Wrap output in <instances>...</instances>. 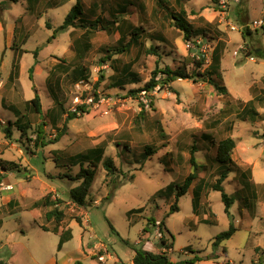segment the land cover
I'll return each instance as SVG.
<instances>
[{
    "label": "rangeland",
    "instance_id": "1",
    "mask_svg": "<svg viewBox=\"0 0 264 264\" xmlns=\"http://www.w3.org/2000/svg\"><path fill=\"white\" fill-rule=\"evenodd\" d=\"M81 2L86 16L99 23L54 34L75 0L53 9L48 0L36 6L0 0V261L100 264L96 254L106 249L119 260L115 264H126L134 249L148 243L152 253L164 252L175 263L196 258L195 264H264V0H129L122 30L125 36L130 34L126 26L140 30L137 41L120 54L112 53L120 47L119 29L112 24L116 1L95 11L92 5L100 0ZM180 10L205 35L185 42L169 19ZM161 35L165 41L157 39ZM213 55L220 58L218 67ZM199 56L205 62L196 71L191 63ZM83 66L86 81L79 83L72 72ZM156 66L184 68L193 77L145 92ZM125 68L136 80L115 83ZM208 70L215 71L212 79L222 90L208 83ZM35 96L41 115L23 103ZM80 96L93 101L65 123ZM20 116L19 124L28 126L25 133L15 123ZM39 127L43 147L35 143ZM227 137L236 142L231 159L239 165L222 184L233 199L230 216L220 193L211 189L219 173L215 146ZM100 145L103 159L110 158L116 171L107 176L100 162L86 207L79 208L68 198L79 184L74 179L79 166L70 157ZM192 146L202 168L178 199V211L169 213L174 196L156 194L170 183L181 185L191 172ZM146 148L156 153L143 160ZM6 184L12 190L3 193ZM196 184L201 191L193 205ZM46 196L63 213L59 225L45 221L43 211L49 208L32 207ZM6 197L15 199L7 205ZM41 225L50 231L57 226L58 233L69 230L71 238L58 250L59 236ZM230 225L234 234L213 247ZM161 238L171 249L161 247Z\"/></svg>",
    "mask_w": 264,
    "mask_h": 264
},
{
    "label": "trees",
    "instance_id": "2",
    "mask_svg": "<svg viewBox=\"0 0 264 264\" xmlns=\"http://www.w3.org/2000/svg\"><path fill=\"white\" fill-rule=\"evenodd\" d=\"M4 1L9 2V3H14V4L18 2V0H4ZM26 1L32 6H36L39 2V0H26ZM68 1L69 0H59V2H51L50 0H48L47 4H48V7L50 9H53V8H58L62 5H64ZM111 1L112 0H100V2H98V4L94 3L92 5V10L95 11L97 9H102V10H104L106 8L109 9V7L107 6L106 3L110 4ZM115 1H116V4H115V8L113 9L114 11L112 10V13H115L117 16H115L114 20H112V24L116 25V27H118V29H119L120 36L118 39V45L120 44V47L117 48L116 50H112V53L120 54V53L128 51L130 46L133 45L137 41V38L139 35L137 31H139L140 28L136 29L134 27H131L130 28L131 31H130V30H128L129 26H126L125 30L129 31L130 34H129V36L128 35L125 36L122 28H123V24L126 23L125 22L126 19L124 18L123 14L127 11V7L132 6V4L129 2V0H115ZM182 1L183 0H176V3L179 4ZM157 4L160 7H163V3L161 1H157ZM83 11H84L83 10V4H82L81 0H75V4L69 10L68 14L65 16L62 25L54 31V34L57 32H60V31H65V30L70 29V28H72V29H76L77 27L80 28V27H83L85 25L96 26V24L99 23L98 18H97V20H91L89 17L86 16L85 12H83ZM169 19H170L173 27L183 34V39L185 42H188L192 38H195L197 36L205 35L203 30H201V32L199 33L198 30H195L191 27V25L186 20L185 12H183L182 10H180L178 13L173 12V13L169 14ZM245 31L248 33V30H245ZM54 34H53L52 39L55 38ZM244 36H245V33H243V35H242L243 39L245 38ZM158 38H160L162 41H165V37L162 35L157 36V39ZM48 43H49V41H48ZM87 47L88 46H86L84 48H87ZM149 50L153 51L154 48L150 47ZM33 55L35 58H37L38 50H35L33 52ZM100 62L103 63L104 60H101ZM204 62H205L204 58L199 56L198 59L196 61L193 60V62L191 64L194 65V68L197 71V69H200L204 65ZM219 62H220L219 56L213 55L212 56V64H214V67H218ZM85 70H86V68L84 66L80 67V68L77 67L73 70L72 74H73V76H76L78 81H82V80L86 81V79H84L85 78ZM128 70H129L128 68H125L123 71L118 73L117 76H120V78H117L116 81H115L116 76H114L113 79H114L115 83L121 84V82H123L125 80H129V79L130 80H134V79L136 80V78H137L136 75L128 73ZM214 70H216V69H214ZM214 70H210V71L208 70V72H205L206 75L209 76L208 77V83L210 85H212L216 90H222L223 88L219 87L214 82V80L212 79V75L215 74ZM30 71H32V69ZM125 73H126V75H125ZM158 74L161 75V78L159 80H156V77ZM197 75H200V74H197ZM125 76H129V77L127 78ZM192 77L193 76H190L188 73H186L184 68H177V69L171 70L169 67H164L163 69H160L156 66L155 69L153 70V72L151 73L150 80L144 86V90H145V92H149L150 90H152L153 88H155L158 85L161 87L167 86V85H169V83H172L175 80L190 79ZM133 83H135V81ZM120 87H122V86H120ZM138 91H142V90H135L133 92H138ZM24 105H25V107H28L31 111H33L34 114L41 115V106H40V100H39L38 96H35L33 99L25 102ZM76 111L85 112L86 108H85V106H77ZM76 111L75 112H66L67 115L65 118V123L76 117ZM251 113L253 115H256V112L253 110H251ZM21 119H22V116L18 117V119L16 120L15 123H18V128H19L18 131L25 133L28 129V126H22L23 124L20 125L19 122ZM52 122L55 123V119H53ZM65 123L63 125H65ZM9 127H10V124L8 125V128L4 129V131L8 134L10 133ZM38 129L39 130L36 132L35 143L38 142L41 145V147H43L46 145V142H44V137L41 136L42 132L40 130V127ZM62 135H63L62 133H59L54 138L53 142H49V144L55 143ZM234 148H235V141L231 137H227V138L221 140L219 143H217V145L215 146V155H214V161H215V163H217L219 165V173H218L217 179L211 185V189L220 193L221 201L224 205V213L227 216H230L229 210H230V207L233 203V199L228 197L225 194L223 187H222V184H223L224 180L227 178L228 173H231V172L238 173L239 172L237 166H235L233 164L232 159H231ZM196 149H197L196 146H192L190 149L189 164L191 167V172L183 179L181 185H175V184L170 183L164 189H162L160 192H158L156 194L159 197L165 196L166 198H169L172 195L174 196V203L170 207L169 213H173V212L178 211V207H177L178 199L187 193V191L191 187L192 183L197 179V173L202 168V166H200L198 164V162L196 161V159L194 157V153L196 152ZM103 153H104V150L100 145V146H97L95 148L89 149L86 152L79 153V154H76V155L70 157V162L72 163V165H74V166L78 165L79 166V171L74 178L75 181H79V184H78V186L71 188L68 191V198H69L71 203H73L75 206H77L79 208L80 207H82V208L86 207V204H87L86 199L88 197L89 190H90L92 183H93V180H94L95 170H96V168L100 162H102V167L106 171L107 176L112 177L115 174L116 170H115L113 161L110 158L103 159ZM155 153H156L155 150H153V149L151 150L149 148H146V149H144L143 153L141 154V158L143 160H145L147 157L152 156ZM84 164H86V166H84ZM115 188H116V186L112 188V191ZM200 191H201L200 185L196 184L194 186V188L192 189V196H193L192 203H193V205H195L198 202V200L200 198ZM46 200H47V196L44 197L39 202L42 206L49 208L45 212V220L47 222L53 221L56 225H59L63 220V213L56 208V204H54L52 202L51 203L46 202ZM105 200H108V197H106ZM134 211H141V209L131 210L128 212V215H130ZM208 216H210V217L214 216L212 211L209 212ZM205 221H208V220H205ZM77 223L81 225V220L78 218H77ZM161 226L163 227V225H161ZM40 228L42 229V231H45V232L50 231L44 226H41ZM57 229H58L57 226H55L51 232L54 234H57L58 233ZM143 231L145 232L146 230L144 229ZM235 231H236L235 228L232 225H230L229 229L227 231L216 236V238L213 242V247H217L223 241L228 240L234 234ZM70 238H71V233L69 230L61 232V234L59 235V239H58L57 249L59 250L61 248L62 244L65 243L66 241H68ZM160 245L164 249H166V248L171 249V246L170 247L166 246V241L164 238L160 239ZM216 258H217V256L214 255V256H212V258H207V259L212 260V259H216ZM196 261H197V259L193 258V259H190L187 261L175 263V262H171L167 258V256L165 255L164 252L152 253V252L146 251L142 248H138V249H134V256L132 258L131 264H195ZM0 264H6V263L0 261ZM74 264H82V263H80L79 261H76Z\"/></svg>",
    "mask_w": 264,
    "mask_h": 264
},
{
    "label": "built area",
    "instance_id": "3",
    "mask_svg": "<svg viewBox=\"0 0 264 264\" xmlns=\"http://www.w3.org/2000/svg\"><path fill=\"white\" fill-rule=\"evenodd\" d=\"M224 0H221V4H223ZM256 25V22L254 23ZM79 83H82L81 81H79ZM87 98H82L80 97H75L74 103L76 104V109L77 106H87L90 105L89 103H92V99L90 100H86ZM88 107V106H87ZM76 109L73 111L75 112ZM9 189V188H8ZM97 246V245H96ZM100 253V254H99ZM96 260L100 263V264H106L108 261L112 260V255L106 252V249H103L102 252H98L96 254Z\"/></svg>",
    "mask_w": 264,
    "mask_h": 264
},
{
    "label": "crops",
    "instance_id": "4",
    "mask_svg": "<svg viewBox=\"0 0 264 264\" xmlns=\"http://www.w3.org/2000/svg\"><path fill=\"white\" fill-rule=\"evenodd\" d=\"M13 32V31H12ZM25 102H27V101H24L23 103H25ZM232 138V137H231ZM233 139V138H232ZM237 147H236V142H235V148H234V150L236 149ZM248 150V149H247ZM233 153H234V151H233ZM233 155V154H232ZM231 158H232V156H231ZM233 161V160H232ZM238 168H239V165L237 166ZM4 186H7V187H3V188H1L2 190H4V192L3 193H5V192H9V191H11L12 190V186H10V185H4ZM9 188V189H8ZM189 191V190H188ZM187 191V192H188ZM192 192V191H191ZM13 199H15L14 197H6L5 198V200H6V204L8 205L9 203H11V201H14ZM40 202V201H39ZM39 202H35L34 203V205L32 206L33 208H37L38 206L36 205L37 203H39ZM15 203V202H14ZM16 204H17V202H16ZM16 206V205H15ZM45 212L46 211H43V216H44V218H45ZM46 221V220H45ZM47 222V221H46ZM50 223V222H49ZM82 225V224H81ZM41 226H44V225H41ZM41 226H39V228L41 227ZM45 227V226H44ZM41 229V228H40ZM42 230V229H41ZM48 232H51V231H48ZM61 233H57V235L59 236ZM142 242H144V241H142ZM148 245L147 247H149V249H150V244H148V243H141V248L142 249H144V250H146V251H149V252H151V249L149 250V249H145V245ZM163 250V249H162ZM133 256H134V253L132 254V256H131V259L128 261V263H126V264H131V261H132V258H133ZM260 259H257V261H259ZM119 262V260H117L116 258L114 259L113 257H112V260H111V262H113V264H115L116 262ZM52 262H54L53 261V259H52ZM76 262V261H75ZM122 264H124V263H122ZM228 264H229V262H228Z\"/></svg>",
    "mask_w": 264,
    "mask_h": 264
},
{
    "label": "water",
    "instance_id": "5",
    "mask_svg": "<svg viewBox=\"0 0 264 264\" xmlns=\"http://www.w3.org/2000/svg\"><path fill=\"white\" fill-rule=\"evenodd\" d=\"M256 51H258V50H256Z\"/></svg>",
    "mask_w": 264,
    "mask_h": 264
}]
</instances>
